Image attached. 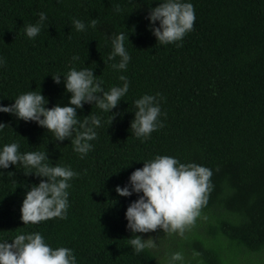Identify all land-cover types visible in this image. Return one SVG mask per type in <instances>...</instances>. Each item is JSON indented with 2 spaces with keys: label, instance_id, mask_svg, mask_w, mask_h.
Here are the masks:
<instances>
[{
  "label": "trees",
  "instance_id": "16d2710c",
  "mask_svg": "<svg viewBox=\"0 0 264 264\" xmlns=\"http://www.w3.org/2000/svg\"><path fill=\"white\" fill-rule=\"evenodd\" d=\"M161 0H0V106L31 90L46 98V108L69 106L64 77L71 68H92L103 87L129 81L109 125L110 114L84 103L77 117L97 115L101 126L83 157L70 139L34 121L0 112V149L17 143L21 153L46 151L52 165L79 175L69 181L66 219L24 225L20 208L27 190L43 177L18 165L0 168V242L39 232L53 249L67 247L76 264H159L152 250L136 253L128 243L125 212L138 198L119 196L131 173L156 155L196 163L213 175L202 209L206 236L192 238L200 264H237L239 256L264 255V0H182L194 6L192 31L167 45L157 42L147 19ZM119 5L121 11H115ZM47 16L41 32L29 38L24 26ZM85 24L77 31L73 19ZM91 19L98 21L90 26ZM127 32L126 70L109 61V37ZM179 43L182 46L177 47ZM79 56V60H73ZM160 94L163 127L148 138L130 129L133 101ZM142 237L141 233H136Z\"/></svg>",
  "mask_w": 264,
  "mask_h": 264
},
{
  "label": "clouds",
  "instance_id": "9594fccd",
  "mask_svg": "<svg viewBox=\"0 0 264 264\" xmlns=\"http://www.w3.org/2000/svg\"><path fill=\"white\" fill-rule=\"evenodd\" d=\"M119 13L121 8L116 6ZM47 16L39 13L35 24L24 26L27 37L35 38L43 27ZM147 19L150 25L159 22V27H151L152 34L162 45L181 41L186 33L192 31L195 17L194 6L182 0H161L154 8H150ZM98 21L91 19L90 26L96 27ZM77 31H84L85 24L79 19H73ZM112 51L109 61L116 70H126L130 55L125 48L128 40L127 32H121L109 37ZM130 43V42H129ZM177 47L182 45L177 43ZM79 60V56H73ZM6 63L0 58V65ZM64 77L65 91L71 93L69 106L59 104L46 108V98L35 90L18 95L10 106H0V112L15 115L24 121H34L38 126L47 129L54 135V140L70 139L73 150L83 157L93 147L90 141L97 138L96 128L101 126V117L97 115L77 117V109H82L84 103L95 105L103 112L110 114L109 125L122 97L129 90L128 78L118 77L122 86H111L108 90L103 87V81L94 76L92 68L82 67L79 70L71 68L66 74L52 76L56 84ZM160 94H145L133 101L134 119L130 129L137 138H148L158 128L163 127L159 120L161 115ZM9 127L0 123V130ZM15 142L6 144L0 149V168L7 169L10 165H20L25 169H34L25 174L43 177L38 185H32L26 192L20 208V219L24 225L36 224L53 218L66 219L68 205L69 181L79 174L70 167L52 165L46 151H28L21 153ZM213 172L196 163H180L176 158L167 155H156L143 161V167L134 170L129 176L128 184L116 186L119 196L129 197L133 193L140 194L126 209L125 218L127 229L132 233L128 243L136 253L148 250H158L159 241L173 235L181 238L190 231L201 216L202 209L207 205L209 193L213 185ZM164 233L163 237L149 236L142 238L136 233ZM0 242V264H76V256L72 249L57 247L53 249L39 232L15 235L14 239ZM166 264H184L185 256L182 251H166ZM200 253L193 250L192 258Z\"/></svg>",
  "mask_w": 264,
  "mask_h": 264
},
{
  "label": "rangeland",
  "instance_id": "374dc122",
  "mask_svg": "<svg viewBox=\"0 0 264 264\" xmlns=\"http://www.w3.org/2000/svg\"><path fill=\"white\" fill-rule=\"evenodd\" d=\"M205 219L201 215L197 221L195 226L188 232L185 233V237L181 238L179 236H171L162 238L159 243L158 250H152L155 254L156 259L159 264H166V257L164 253L166 251H182L185 256L184 264H200L198 259L192 258V238L196 234H200L202 236H206V232L204 230ZM142 238L147 239L149 236L155 238L157 236L163 237L164 233L162 230L158 229L156 232L150 233H141ZM237 264H264V255L254 256V255H244L239 256L237 259Z\"/></svg>",
  "mask_w": 264,
  "mask_h": 264
}]
</instances>
